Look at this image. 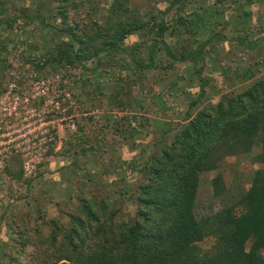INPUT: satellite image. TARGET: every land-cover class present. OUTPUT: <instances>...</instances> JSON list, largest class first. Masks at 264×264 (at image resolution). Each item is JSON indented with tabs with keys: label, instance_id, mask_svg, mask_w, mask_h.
I'll use <instances>...</instances> for the list:
<instances>
[{
	"label": "rangeland",
	"instance_id": "374dc122",
	"mask_svg": "<svg viewBox=\"0 0 264 264\" xmlns=\"http://www.w3.org/2000/svg\"><path fill=\"white\" fill-rule=\"evenodd\" d=\"M1 1L8 11L0 15V40H6L3 43L11 52V60L16 61L25 48L35 44L39 49L28 50L26 56L44 54L47 31H40L36 23L25 28L17 23L15 28L19 26L20 30L11 31L6 29L5 21H11V16L15 20L21 12L28 15L36 8L48 16L50 8L56 9L58 3ZM76 1L78 8H69L71 20L84 24L92 19L108 25L114 0ZM180 1L174 6V0L128 2L140 23L163 20L171 28L177 25V9L184 7V18L195 24L196 36L186 32L185 26L179 27L174 36L171 29L166 32L164 42L156 47L154 70L133 74L135 68L129 56L148 62L157 39L143 30L124 42L127 57L105 58L98 72L78 68L56 74L62 81L63 95L70 94L65 107L73 103L77 111L59 127L57 150L30 176L24 173L21 157L11 156L0 165V264H12L15 258L23 264H54L42 240L51 235L54 221L72 227L69 214H78L80 196L117 203L122 219H134L136 191L145 180L142 169L146 159L172 142L187 123L188 113L195 116L223 96L239 94L264 77V0ZM3 5L0 2V10ZM168 7L171 11L163 15ZM206 41L210 44L203 51L205 66L201 73L202 62L174 64L167 58L165 45L182 56ZM12 74L17 75L19 83L29 76L16 68ZM132 76L137 78L132 92L114 100L124 83L119 79ZM204 81L203 98L191 108L202 93ZM85 148L94 150L85 155ZM260 153V148H254L251 154L225 158L217 171L203 173L196 215L212 216L238 203L251 186L255 172L264 168L255 161ZM21 172L23 179L19 180ZM218 174H222L226 186L221 197L213 194L212 180ZM30 177L34 181L28 185L25 181ZM214 245V237L209 236L203 248L211 251Z\"/></svg>",
	"mask_w": 264,
	"mask_h": 264
},
{
	"label": "trees",
	"instance_id": "16d2710c",
	"mask_svg": "<svg viewBox=\"0 0 264 264\" xmlns=\"http://www.w3.org/2000/svg\"><path fill=\"white\" fill-rule=\"evenodd\" d=\"M55 1L58 7H51L48 16L36 8L28 15L21 12L15 20L11 16V21H5L6 29L11 31L20 30L19 26L15 28L17 23L24 28L36 23L48 35L42 47L44 54L26 56L28 50L39 49L37 44L30 45L16 61L4 47L6 40H0V93L5 89L4 79L10 73L12 78L14 68L36 74L37 78L78 68L96 73L105 58L127 57L124 42L143 30L157 39L148 62L129 56L135 68L133 74L154 70L157 44L164 42L169 29L174 36L179 27L185 26L186 32L196 36L195 24L184 18V7L177 9V25L169 28L163 20L140 23L128 7L130 0H114L108 25L102 26L92 19L84 24L71 20L69 8H78L76 0ZM180 2L174 0L171 6ZM7 11L3 5L0 15ZM209 44L206 41L182 56L165 45L167 58L174 64L202 62L201 73L205 66L203 51ZM90 63L94 65L88 67ZM119 81L124 83L114 100L130 94L137 78ZM205 84L191 108L203 98ZM254 148L261 150L255 161L264 165V77L239 94L223 96L195 116L188 113L187 123L172 142L146 159L142 169L145 180L136 191L134 219H122L117 203L80 196L78 214H69L72 227L54 221L51 235L41 244L48 246L54 264H264V168L255 172L251 186L238 203L212 216L196 215L201 175L217 171L225 158L251 154ZM90 150L94 149L85 148L82 153L87 155ZM17 179H23V172ZM33 179L25 182L30 185ZM212 185L214 196L221 197L226 190L222 174L213 178ZM209 236L214 237L215 245L206 251L203 244ZM12 264L23 263L15 258Z\"/></svg>",
	"mask_w": 264,
	"mask_h": 264
},
{
	"label": "built area",
	"instance_id": "2783aa9c",
	"mask_svg": "<svg viewBox=\"0 0 264 264\" xmlns=\"http://www.w3.org/2000/svg\"><path fill=\"white\" fill-rule=\"evenodd\" d=\"M37 77L19 83L10 73L0 93V165L21 157L26 176L57 150L59 127L77 111L73 103L65 107L70 94L63 95L59 75Z\"/></svg>",
	"mask_w": 264,
	"mask_h": 264
}]
</instances>
